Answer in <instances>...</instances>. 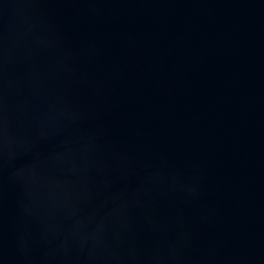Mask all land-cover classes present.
<instances>
[{"label": "water", "instance_id": "water-1", "mask_svg": "<svg viewBox=\"0 0 264 264\" xmlns=\"http://www.w3.org/2000/svg\"><path fill=\"white\" fill-rule=\"evenodd\" d=\"M0 264H264V0H0Z\"/></svg>", "mask_w": 264, "mask_h": 264}]
</instances>
